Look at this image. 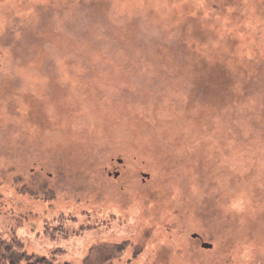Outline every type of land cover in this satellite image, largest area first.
Masks as SVG:
<instances>
[{
	"label": "rangeland",
	"instance_id": "374dc122",
	"mask_svg": "<svg viewBox=\"0 0 264 264\" xmlns=\"http://www.w3.org/2000/svg\"><path fill=\"white\" fill-rule=\"evenodd\" d=\"M202 3L0 0V239L264 264V0Z\"/></svg>",
	"mask_w": 264,
	"mask_h": 264
},
{
	"label": "trees",
	"instance_id": "16d2710c",
	"mask_svg": "<svg viewBox=\"0 0 264 264\" xmlns=\"http://www.w3.org/2000/svg\"><path fill=\"white\" fill-rule=\"evenodd\" d=\"M223 78H226V73L220 72ZM211 75H214L213 72H210ZM222 77H219L220 79ZM221 92H226L227 89L224 85V80H220ZM20 255L22 259L17 257ZM0 264H56L54 258H37L35 256L29 257L25 254L23 245H21L17 239H12L9 242L0 239Z\"/></svg>",
	"mask_w": 264,
	"mask_h": 264
},
{
	"label": "water",
	"instance_id": "95a60500",
	"mask_svg": "<svg viewBox=\"0 0 264 264\" xmlns=\"http://www.w3.org/2000/svg\"><path fill=\"white\" fill-rule=\"evenodd\" d=\"M119 163H121V161L119 160ZM117 173L114 175V177H117ZM192 238H197L198 240H200L201 241V248L202 249H211L212 248V245L211 244H208V243H205V242H202V240H201V238L198 236V235H196V234H194V235H192Z\"/></svg>",
	"mask_w": 264,
	"mask_h": 264
},
{
	"label": "snow or ice",
	"instance_id": "6c2138e0",
	"mask_svg": "<svg viewBox=\"0 0 264 264\" xmlns=\"http://www.w3.org/2000/svg\"><path fill=\"white\" fill-rule=\"evenodd\" d=\"M185 4H191L192 6L203 7L202 0H183Z\"/></svg>",
	"mask_w": 264,
	"mask_h": 264
},
{
	"label": "clouds",
	"instance_id": "9594fccd",
	"mask_svg": "<svg viewBox=\"0 0 264 264\" xmlns=\"http://www.w3.org/2000/svg\"><path fill=\"white\" fill-rule=\"evenodd\" d=\"M238 206H239L238 203L233 205V207H238Z\"/></svg>",
	"mask_w": 264,
	"mask_h": 264
}]
</instances>
